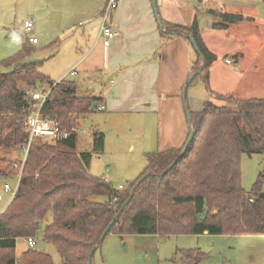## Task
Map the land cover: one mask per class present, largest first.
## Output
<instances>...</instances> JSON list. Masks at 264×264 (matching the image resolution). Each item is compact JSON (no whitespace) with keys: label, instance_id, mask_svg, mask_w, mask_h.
<instances>
[{"label":"trees","instance_id":"trees-1","mask_svg":"<svg viewBox=\"0 0 264 264\" xmlns=\"http://www.w3.org/2000/svg\"><path fill=\"white\" fill-rule=\"evenodd\" d=\"M218 16L221 21L213 29L224 30L244 19ZM161 35L192 37L196 54L192 74L200 69L204 73L216 59L203 44L196 23L184 30L166 25ZM30 45L25 39L22 50L6 63L12 70L0 73V149L5 151L16 152L27 139L22 117L30 104L18 84L29 88L52 85L41 75L40 62L24 63ZM219 98L234 101L236 111L209 102L199 112L190 111L191 130L188 128L182 147L148 154L146 169L127 190H115L88 173L92 155L77 153L76 135L54 143L35 140L18 190L0 214V252L5 255L0 264H53L48 255L34 249L25 250L19 259L14 254L16 240L35 238L49 214L52 219L44 227L43 240L56 247L62 264H90V253L101 245L102 233L120 211L108 234L264 236V173L258 175L248 195L240 173L242 154L264 158V98ZM101 102L79 97L76 85L64 81L55 85L41 115L54 120L60 129H76L78 118ZM190 133L192 141L183 153ZM92 139L93 152H101L103 135L93 133ZM203 257L198 249L180 251L184 264H200Z\"/></svg>","mask_w":264,"mask_h":264},{"label":"rangeland","instance_id":"rangeland-1","mask_svg":"<svg viewBox=\"0 0 264 264\" xmlns=\"http://www.w3.org/2000/svg\"><path fill=\"white\" fill-rule=\"evenodd\" d=\"M184 3V10H174L176 15L186 17L192 9H197L201 28H206V22H210V19L202 10L204 4L198 0H184ZM241 3L249 4L245 0H241ZM70 9L64 0H0V73L6 74L12 70L6 63L22 50L27 37H35L39 43L30 45L32 50L24 63L40 62L41 75L49 76L54 82L59 80V74L68 69L72 61L84 55L86 41L92 45H101L97 31L92 29L95 24L82 21L83 24L78 26L77 17L67 14ZM241 9L246 10V13L256 14V20L260 22L233 29L227 34L218 32L207 36L216 59L212 68L196 77L186 91V107L191 112H199L207 102L223 107L226 111H236L234 101L220 99V96H230L235 101L264 98V2L252 0L248 8L243 6ZM28 19L33 22V28L31 34L25 36L24 24ZM71 26L77 29L68 31ZM75 33L79 48L75 47L76 40L71 37ZM237 49L244 56L241 71L236 70L237 64H234L237 55L231 54ZM226 56L231 60L229 65L224 61ZM87 57L88 55L83 59ZM117 72L91 71L87 77L76 82L78 96L91 95L92 98L99 99V93H106L102 103L105 110L97 111L95 107L90 113L78 118V129L81 132L77 136V153L92 155L88 169L91 176L103 180L107 178V183L115 190L119 187L127 190L146 169L147 155L181 146L177 144L183 131L186 130L187 134L188 125L186 116L181 121L173 111L170 105L172 102L163 105L157 99L153 100V85L148 83V79L140 87H119L123 79L118 81L119 78L115 76ZM52 85L41 84L37 86V90H49ZM18 86L21 90L27 87L24 83H19ZM114 89L120 90L111 94ZM131 95L134 99H131ZM145 96L147 100L144 99ZM93 133H100L104 138V147L99 153L93 152ZM184 140L185 138L183 142ZM18 159L19 155L14 150L0 149V214L11 201V194H3V187L8 185L12 188L16 185L14 176L18 171L12 168V164ZM240 173L241 186L248 195L256 184L258 175L264 173L263 156L242 154ZM261 191L264 193L263 182ZM51 219L49 214L40 224L34 238V250L48 255L53 264H62L56 247L43 240L44 227ZM27 249L24 239L18 238L15 258L19 259ZM197 249L204 254L200 264H264V236L160 237L114 233L105 237L93 253L90 264H184L180 251ZM3 253L0 252V259L5 256Z\"/></svg>","mask_w":264,"mask_h":264},{"label":"crops","instance_id":"crops-1","mask_svg":"<svg viewBox=\"0 0 264 264\" xmlns=\"http://www.w3.org/2000/svg\"><path fill=\"white\" fill-rule=\"evenodd\" d=\"M156 1L159 17L164 25L162 30L155 20L151 0H118L117 8L109 17V24L115 34L109 46L103 47L102 44L92 45L86 41L87 45L84 55L82 57L78 56L77 59L72 61L69 68L59 74L57 78L59 80L57 82L52 81L48 78L49 76L47 78L54 84L64 79L76 85L78 79H84L91 71L100 73L118 71L115 74L119 78L118 81L123 79L119 87L123 85L126 87H140L148 79V83L153 85L155 95L153 100L155 101L157 99L163 105H168L169 102H172L170 105L173 111L177 113L182 121L185 114L181 99H178V97H181L182 89L192 74L196 54L184 36H171L166 38L161 35V31L165 30L166 25H175L184 30L191 28L196 23L203 44L212 53L211 46H209L208 40L206 39L208 35L212 33L217 34L218 32L227 34L233 29L260 21L256 20V14L246 13V10L243 11L241 9L243 6L248 8L252 0H250L251 2L245 0L249 4L243 5L241 0H201V4H204L202 10L205 11V14L208 16L207 18L210 19V22H206V28L204 29L201 28L197 19V9H192L189 16L186 17H183L181 14L176 15L174 10L178 12L184 10V0ZM262 1L264 2V0ZM64 3L71 8L67 12L68 16L77 17L76 20L79 21L78 26L83 24L82 21L85 23L88 22L91 25L95 24L92 29L97 31V35L99 34L102 24V14L107 0H64ZM220 14L240 15L244 19L236 25H229L224 30L213 29L212 25L220 23L221 21L218 16ZM72 29L76 30L77 28L74 29L71 26L68 28V31H72ZM71 37L75 39L76 33L71 35ZM75 47L79 48V42L77 40ZM231 54L237 55L234 64H237L236 68H238V71H241V61L244 59L241 50L237 49ZM87 55L88 57L83 59ZM91 56L93 58L89 59ZM88 59L89 61L87 62ZM226 60H230V58L226 56L224 61ZM132 65L135 66L131 67ZM201 65L202 62L200 63ZM71 71L74 72L73 77H69ZM149 74H151L150 77L148 76ZM119 90L114 89L111 94L115 91L118 93ZM98 95L100 97L99 99L102 100L99 105L105 110L102 103L106 93L102 92V94L99 93ZM79 96L82 97V95ZM88 96L92 97L91 95ZM131 99H134L133 95H131ZM144 99L147 100V97L145 96ZM107 105H109V100L107 101ZM185 131L181 134L177 144L181 146L175 145L176 147L172 148L178 149L182 147L188 134V131L187 134ZM184 138L185 140L183 142Z\"/></svg>","mask_w":264,"mask_h":264},{"label":"built area","instance_id":"built-area-1","mask_svg":"<svg viewBox=\"0 0 264 264\" xmlns=\"http://www.w3.org/2000/svg\"><path fill=\"white\" fill-rule=\"evenodd\" d=\"M117 6H118V0H107L106 6L102 14V24L98 34V41L101 42L103 47H108L111 39H113V37L115 36L109 24V17L111 13L117 8ZM32 28H33V22L30 19L26 20L24 24V35L25 36L30 35L32 32ZM27 40L28 43H30L31 45L37 44L36 38L27 37ZM225 63L229 65L231 64V61L226 60ZM69 75L73 76L74 72L71 71ZM64 81L65 80L62 79L57 84H60ZM55 85L56 84L50 86L49 90H37V88H29V87H23L22 89L26 100H28L30 104L28 111L22 117V125L24 131L27 134V139L25 143H23L17 148L16 153H18L19 159L14 161L12 164V168L17 169L18 171L15 175L16 185L13 186L12 188L9 187L8 185H4L3 187V194L10 193L12 196L11 200L15 196L18 190V185L21 179L24 163L29 153L31 144L35 140L39 139L44 142L54 143L58 141H64L70 138L72 135L78 136V134H80L81 132L78 128L71 130L60 129L54 120H50L42 117L41 115L42 107L49 100ZM96 109L97 111H103V107L100 105L97 106ZM104 180L107 182V178ZM118 189L121 190L122 187H119ZM1 199L2 196H0V200ZM23 239L28 249H34V247L36 246V241L34 240V238L27 237Z\"/></svg>","mask_w":264,"mask_h":264},{"label":"water","instance_id":"water-1","mask_svg":"<svg viewBox=\"0 0 264 264\" xmlns=\"http://www.w3.org/2000/svg\"><path fill=\"white\" fill-rule=\"evenodd\" d=\"M151 3H152V7H153V11H154V16H155V20L157 22V25L159 26V28L162 30L163 26H162V22H161V19L159 17V14H158V10H157V4H156V0H151ZM184 36L187 41L190 43V45L192 47H194V41L192 39L191 36L189 35H182ZM236 70H238V68H236ZM202 73V69H200L199 71H197L195 74L191 75V77L189 78V80L186 82L185 86L183 87L182 89V93H181V100H182V103H183V108H184V112H185V116H186V122H187V125H188V128L191 130V114H190V111L187 109L186 107V91L190 85V83L196 78L198 77L200 74ZM192 138H193V135L192 133L189 134V137H188V140H187V143L183 149V153L186 152V150L188 149L189 147V144L190 142L192 141ZM146 176H144V178H146ZM131 200V198L127 201V203H129ZM122 211H120L115 217L114 219L112 220V222L110 223V225L104 230V232L102 233L100 239H99V244L105 239V237L108 235V233L110 232L111 228L115 225L116 221L118 220L119 216L121 215ZM93 254V251L90 253V256ZM89 256V258H90Z\"/></svg>","mask_w":264,"mask_h":264}]
</instances>
